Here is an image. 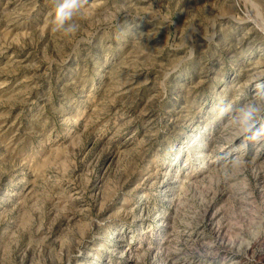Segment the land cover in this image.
Segmentation results:
<instances>
[{"label":"rangeland","instance_id":"obj_1","mask_svg":"<svg viewBox=\"0 0 264 264\" xmlns=\"http://www.w3.org/2000/svg\"><path fill=\"white\" fill-rule=\"evenodd\" d=\"M58 2L0 0V264H264V0Z\"/></svg>","mask_w":264,"mask_h":264},{"label":"clouds","instance_id":"obj_2","mask_svg":"<svg viewBox=\"0 0 264 264\" xmlns=\"http://www.w3.org/2000/svg\"><path fill=\"white\" fill-rule=\"evenodd\" d=\"M85 3L86 0H59L55 8L53 31L66 34L75 33L78 26L72 21Z\"/></svg>","mask_w":264,"mask_h":264},{"label":"bare ground","instance_id":"obj_3","mask_svg":"<svg viewBox=\"0 0 264 264\" xmlns=\"http://www.w3.org/2000/svg\"><path fill=\"white\" fill-rule=\"evenodd\" d=\"M256 96H258V94H254V95H253V97H256ZM260 96H261V95H260ZM257 99H262V100H264V96H261V97L258 96V97H256V98L253 99V100H254V101L256 100L255 102H257V101H261V100H257ZM168 202H170V201L168 200ZM162 258H163V257H162Z\"/></svg>","mask_w":264,"mask_h":264}]
</instances>
